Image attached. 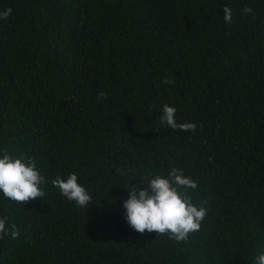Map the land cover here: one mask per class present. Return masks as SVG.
Listing matches in <instances>:
<instances>
[{"label":"trees","instance_id":"16d2710c","mask_svg":"<svg viewBox=\"0 0 264 264\" xmlns=\"http://www.w3.org/2000/svg\"><path fill=\"white\" fill-rule=\"evenodd\" d=\"M9 7L0 19V154L32 157L47 183L24 205L0 192V264H256L264 0H0V12ZM165 103L196 129L162 123ZM172 167L197 181L194 203L209 201L187 241L141 234L125 218L124 186ZM71 172L93 196L84 209L51 183Z\"/></svg>","mask_w":264,"mask_h":264},{"label":"clouds","instance_id":"9594fccd","mask_svg":"<svg viewBox=\"0 0 264 264\" xmlns=\"http://www.w3.org/2000/svg\"><path fill=\"white\" fill-rule=\"evenodd\" d=\"M223 12L225 22L231 23L230 7L224 6ZM252 12L250 6L243 8V14L251 15ZM11 13L10 7L5 9L0 12V19H7ZM163 82L174 84L175 80L165 77ZM98 97L106 100L108 93L101 91ZM176 112L174 106L165 103L160 116L161 122L173 130L196 129L195 123H178ZM130 171L120 167L116 169L120 176H127ZM130 181L124 186L128 190V197L123 201V208L126 221L132 229L141 234L145 230L155 231L158 236H167L176 242L187 241L190 234L201 229L202 222L208 215L209 201L201 200L198 204L193 202L190 190L194 192L198 183L186 176L182 168L172 167L166 175L151 173L142 175L138 184H132ZM45 183H47L46 177L32 157L25 154L12 155L7 150L0 154V192L5 198L24 205L30 199L45 196L43 188ZM51 183L59 189L60 195L69 201H74L83 209L93 201L89 191L78 183V175L75 172L69 173L66 179L58 175ZM7 220V216L0 218V239H3L4 234L8 232ZM18 235L16 226L11 225L12 238ZM256 264H264V252L258 255Z\"/></svg>","mask_w":264,"mask_h":264}]
</instances>
